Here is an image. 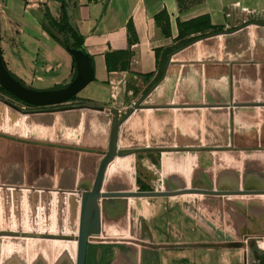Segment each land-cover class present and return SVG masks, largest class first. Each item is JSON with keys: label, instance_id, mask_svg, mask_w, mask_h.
<instances>
[{"label": "crops", "instance_id": "1", "mask_svg": "<svg viewBox=\"0 0 264 264\" xmlns=\"http://www.w3.org/2000/svg\"><path fill=\"white\" fill-rule=\"evenodd\" d=\"M163 13L166 17L157 21ZM201 18L198 25L180 27ZM49 19L66 21L81 35L80 50L93 67V80L75 95L73 103L116 109L120 115L143 97V105L153 106L135 109L119 126L117 150L123 154L108 163L102 192L135 191L138 156L150 150L158 157L163 186L264 190V27L254 24L264 21V0H0L3 64L26 86H37L36 90L64 87L76 75L66 49L69 44L60 43L65 34L51 28ZM190 38L195 39L179 46ZM104 115L95 111L89 117L93 122L90 134L80 129L75 141L69 135L58 139L56 124L52 139L40 136L39 123L34 139L0 136L8 156L17 149L23 157L34 153L36 159L32 172L37 185L26 184L25 168L21 185L11 182L10 166L4 172L8 181L1 182L0 188L11 193V205L15 188L39 193L46 189L53 197L62 193L66 208L70 197L75 200L74 214L67 210L60 231L55 228V208L51 228L45 232L16 229L13 222L3 229L0 220V264H18L17 239L26 247L29 240L37 241L39 249L47 242L52 248L50 264H55L54 246L77 248L81 193L92 189L108 149L112 116L104 125ZM43 180L51 186H41ZM59 183L61 187L56 188ZM124 199H98L100 232L90 237L94 241H89L86 264H113L112 251L121 249V234L129 227ZM69 214L75 216L73 221ZM246 218L264 230V213ZM4 242L13 246L2 262ZM19 260L29 264L28 259ZM75 263L76 258L71 264Z\"/></svg>", "mask_w": 264, "mask_h": 264}, {"label": "water", "instance_id": "2", "mask_svg": "<svg viewBox=\"0 0 264 264\" xmlns=\"http://www.w3.org/2000/svg\"><path fill=\"white\" fill-rule=\"evenodd\" d=\"M254 24L264 27V21H255ZM66 49L72 56L75 63V77L70 83L62 88L45 90L28 88L17 81L5 68L0 53V87L15 98L34 107L31 109H24L0 96L1 137L17 140V137H21L23 135L25 138L34 139L37 133V123H39L42 127L40 136H44V139L53 138V125L56 124L55 134L58 139H61L62 141L66 140L69 135L70 140L75 141L79 138L80 129H84L87 134H90L93 122L89 119V117L94 115L95 111L105 113L103 120L104 125L108 124V118L109 116H112L108 152L99 164L95 184L91 193H83L82 195L80 219L78 218L79 239L78 247L76 248L77 251L75 253L76 249L73 248L72 245L66 246V249L57 245L54 246L53 259L55 264H71L74 258H76L75 264H86L87 249L89 244L88 240L91 236H97L100 232L98 205V199L100 198L173 197L190 193L209 195L264 194V190L212 191L194 188L174 189L169 191H103L101 193L103 176L108 163L111 162L115 156L123 154V152L117 150L119 126L135 109L153 108V106L143 105L142 101L145 98L143 97L134 103V105L126 113L120 115L116 109H106L101 106L87 103L65 104L73 96L78 94L85 86H87V84L93 80L94 76L90 59L85 53L81 50L71 48L70 45H66ZM165 71L166 68L163 71V75L165 74ZM5 107H7V110L4 112ZM83 110H85V113H83ZM37 114H40V116L38 117ZM6 124L8 126V130H6ZM5 130L8 133L7 136L3 135L5 134ZM87 134L84 135L87 137ZM2 145L4 146V143L0 142V171H3H1L2 174L0 176V183L8 181L4 172H6L7 167L10 166L12 175L11 182L13 184H23L22 173L25 168V172L27 173L26 184L31 186L37 185V179L32 172L36 167V159L33 155L34 153H32L31 156L27 155L23 157L19 150L12 149L10 156H8ZM67 182L71 183V180ZM41 186H51L50 181L46 183V180H43L41 182ZM60 187L61 183L56 185V188ZM9 193L8 189L0 188V220L3 229L11 227L13 222L14 228L16 229L27 228L28 231H35L40 228L41 231H49L52 223L53 208H55V228L57 231H60L63 228L67 210L68 213L71 211L72 214H74L73 208L75 200L70 197L69 207L66 208V198L62 193H56L55 197H53L52 193L46 189L39 193V191L35 189H28L27 191H24L22 189L15 188L12 191V205L10 202L11 193ZM69 216L71 217L70 221H73V217L75 216H72L71 214H69ZM233 245L237 246L239 244L233 243ZM12 246V243H3L1 248L3 257L2 262L5 260V256H8L11 253ZM14 247L16 263L18 264H21L19 262V259L21 258H23L24 261H27L28 259L29 264H40V262L41 264H50L52 258V248L50 245H47V242L43 241L41 248L39 249L37 241L29 240L26 247L22 240L17 239L15 240Z\"/></svg>", "mask_w": 264, "mask_h": 264}, {"label": "rangeland", "instance_id": "3", "mask_svg": "<svg viewBox=\"0 0 264 264\" xmlns=\"http://www.w3.org/2000/svg\"><path fill=\"white\" fill-rule=\"evenodd\" d=\"M0 96L21 108H34L5 92ZM138 157L135 167L141 187L155 191L161 181L158 157L152 150ZM123 203L129 227L121 234V249L112 251L113 264H264V230L246 218L264 213V195H178L127 198ZM88 250L89 244L87 257Z\"/></svg>", "mask_w": 264, "mask_h": 264}, {"label": "trees", "instance_id": "4", "mask_svg": "<svg viewBox=\"0 0 264 264\" xmlns=\"http://www.w3.org/2000/svg\"><path fill=\"white\" fill-rule=\"evenodd\" d=\"M163 18L166 17L165 14H160L159 16L156 17V20L159 21L160 18ZM200 20H203L202 18L201 19H197V20H193V21H190L188 23H184V24H181L180 27L181 29L183 28H186V27H190V26H193V25H198L200 23ZM49 25L51 28H55L57 31L59 32H63L65 34V37L62 41H60L61 45L65 46L66 44H69L71 48H75L77 50H80L81 47H82V44H83V39L81 37V35H79V33L73 29L72 27H70L66 21H61V22H56V21H53L51 19H49ZM44 26V25H43ZM45 29H47L49 31V33L51 34V30L46 28L45 26ZM130 29V28H129ZM164 30V29H163ZM52 35V34H51ZM54 36V35H53ZM55 37V36H54ZM53 37V38H54ZM56 39V37H55ZM195 38H190V39H187V40H183L179 43V46H182V45H185L191 41H193ZM178 46L174 47V48H177ZM174 50V49H173ZM161 73H162V70H160V73H159V77L161 76ZM13 76V75H12ZM14 77V76H13ZM158 77V78H159ZM17 81H19L16 77H14ZM157 78V79H158ZM22 85L26 86L24 83H22L21 81H19ZM28 87V86H26ZM63 86H58V87H54L52 89H59V88H62ZM30 88V87H28ZM0 91L2 92H5L7 94H9L8 92H6L2 87H0ZM11 95V94H9ZM75 99V96H73L70 100H74ZM136 182H137V185L139 187L140 190H143V191H148L150 190V188L148 187H141V181L140 179L138 178V174H137V179H136Z\"/></svg>", "mask_w": 264, "mask_h": 264}, {"label": "bare ground", "instance_id": "5", "mask_svg": "<svg viewBox=\"0 0 264 264\" xmlns=\"http://www.w3.org/2000/svg\"><path fill=\"white\" fill-rule=\"evenodd\" d=\"M111 123H112V120H111ZM110 128H111V125H110ZM110 133V132H109ZM108 148H109V140H108ZM107 152H108V149H107V151H106V153H105V155H104V157L106 156V154H107ZM104 157H103V159H104ZM102 159V160H103ZM97 176V175H96ZM95 180H96V178H95ZM94 184H95V182H94ZM93 187H94V185H93ZM93 187H92V189H93ZM92 189L90 190V191H88V192H83V193H91V191H92ZM83 193H81V201H82V195H83ZM101 193H102V191H101ZM80 213H81V209H80ZM78 239H79V228H78V233H77V247H78ZM52 242V241H51ZM60 245V244H59ZM76 251H77V249H76Z\"/></svg>", "mask_w": 264, "mask_h": 264}, {"label": "built area", "instance_id": "6", "mask_svg": "<svg viewBox=\"0 0 264 264\" xmlns=\"http://www.w3.org/2000/svg\"><path fill=\"white\" fill-rule=\"evenodd\" d=\"M161 186H162V182L160 181V184L158 187L155 188L156 189L155 191H163Z\"/></svg>", "mask_w": 264, "mask_h": 264}]
</instances>
